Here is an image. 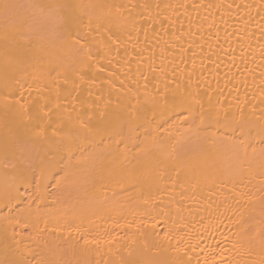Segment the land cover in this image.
Returning <instances> with one entry per match:
<instances>
[{"label":"bare ground","instance_id":"6f19581e","mask_svg":"<svg viewBox=\"0 0 264 264\" xmlns=\"http://www.w3.org/2000/svg\"><path fill=\"white\" fill-rule=\"evenodd\" d=\"M14 2L27 3L28 0ZM83 2L135 5L140 0ZM167 2L175 5L181 0ZM184 2L191 5L193 0ZM196 2L232 4L233 7L219 10L189 7L187 13L183 8L163 10L161 21L167 34L161 32L160 23L155 25V30L149 28L148 21L141 17V10L138 8L131 13L125 11L123 15L108 17L102 21V26L110 28L121 41L126 42L125 46L133 57L136 52L142 51L146 58L151 57L157 65L163 63L166 83L170 89L177 85L180 92L186 88L192 91L198 89L201 96L208 90L213 104L218 100L225 106L231 104L233 107L229 111L236 114L237 100L243 101L246 90L254 91L252 81L244 69L255 67L250 62L252 55L256 56V64L260 63L257 42L261 37L256 23L259 16L255 9L251 10L253 19L246 23L249 11L246 6L258 5L260 0ZM163 15L168 16V20H163ZM95 22L94 19L93 23ZM11 24V19H6L0 9V36ZM189 28L191 35L188 34ZM176 36H179V40L174 38ZM164 41H168V44L165 45ZM132 45H136L134 50ZM2 49L3 45L0 44V61ZM161 49H164L162 61ZM242 52L248 53L245 57L247 63L241 61ZM233 56L235 60L232 59ZM71 60L72 53L55 37L51 42L45 41L42 50L35 56V62L45 65L57 61L70 63ZM31 63L32 61L22 70H18V75L31 73ZM123 63L124 60L120 58L119 65L113 70L118 68L128 71L122 69ZM129 69L128 76L139 79L135 59H131ZM258 73L257 68L255 74L258 76ZM189 74L192 81L190 84ZM26 82L33 86L40 83L33 81L30 75ZM125 84L134 91L133 84L128 79H125ZM157 86L163 87L162 84ZM235 88L240 89L239 93ZM9 91L0 78V149L7 140L15 145L14 150L19 151L22 148L24 154L37 164L42 159L57 154V171L68 167L72 172L71 178L60 192L54 184L50 185L48 195L40 205L44 215L37 227L44 229V224L47 223V230L21 231L18 226L5 224L0 220V234L5 228L8 229L7 243L12 247H15L14 237L20 242L22 251H44L53 259H59L67 255L70 246H76L77 242L82 243L76 232L68 236L67 224L82 222V231L86 230L88 238L92 239L97 232L110 227L114 220L124 223L125 220L120 219L123 215L128 222H132L135 217V224L132 228L118 229L117 233H113L118 241L117 247L109 252L104 245H100L98 249L89 245L86 253L76 256L80 264H118L120 260L138 261L139 264H174L177 254L163 241L170 226L190 232L194 238L193 243L197 242L195 237H199L200 246L214 252L223 248L231 249L232 245L226 243L225 236L239 232L237 239L241 244L235 251H225V257L230 258L233 264H260L264 260L258 241L247 244L244 229L235 223L238 220L243 222L253 214L252 208L256 209L255 223L259 221V205L264 191L260 190L257 182L253 181L249 185L246 181L241 183L240 179L249 164L259 170L261 162L258 158L247 161L236 159L230 146L220 139L226 133L223 129L218 130V125H200L201 131L194 134L189 130V125H177L175 118L165 122L157 116L161 126L157 131L149 129L151 135L147 149L141 151L145 147L143 128L137 129L135 141L128 143L126 147V127L122 135L121 129L112 128L111 124L114 120L123 123L127 119L126 96L132 94H121L119 97L113 94L105 110L106 116H93L92 119L93 125L109 128L103 137H90L75 123L77 114H72L74 121L70 126V134L74 146L69 153L64 147L66 137L63 133L54 136L52 129H49L42 138H33L30 135L32 124L16 111ZM149 91H152L151 85ZM138 99L143 109L151 108L143 92L139 93ZM132 102L135 103V100ZM6 104L9 106L6 107ZM247 115L246 111L245 116ZM80 118L83 119V113ZM176 170L180 171L179 178L175 175ZM6 171L9 175H6ZM11 171L0 166V195L3 194L6 183L11 182ZM157 192L159 199L156 198ZM240 193L250 194L252 201L247 203L246 199H241L238 195ZM29 194L24 193L25 203L28 202ZM145 199L149 201L147 204L144 203ZM20 207L23 208L24 205ZM120 208L124 210L122 213L117 211ZM160 213L164 214V218L154 220L153 217H158ZM176 221L179 223H174ZM54 226L61 230L53 232L51 229ZM13 227L18 235L14 236ZM2 250L3 242H0V251ZM215 258L219 261V256Z\"/></svg>","mask_w":264,"mask_h":264},{"label":"snow or ice","instance_id":"6c2138e0","mask_svg":"<svg viewBox=\"0 0 264 264\" xmlns=\"http://www.w3.org/2000/svg\"><path fill=\"white\" fill-rule=\"evenodd\" d=\"M189 7L219 10L230 9L233 5L197 3L196 0H193L191 5L184 0L175 5L168 3L167 0H140V3L135 5L85 3L83 0L80 2L77 0H28L27 3L0 0V9L3 10L5 18L12 21L11 27H7L0 36V44L3 45L0 78L3 80L4 87L10 90L9 96L12 97L11 103L16 106V111L31 122L30 135L33 138H42L46 136L49 129H52L54 136L63 133L66 137L65 150L71 153L74 146L70 134V126L74 121L72 114H77L75 123L90 137H103L108 133L109 128L93 125V116H106L105 110L113 94L119 97L121 94L131 93L132 95L126 96L127 119L123 123L120 120H114L111 124L112 128H120L122 135L126 127L127 135L124 138L126 147L128 143L135 141L137 129L143 128L145 147L141 151H145L151 135L149 129L157 131L161 126L157 116L165 122L175 118L177 125H189V130L194 134L201 131L200 125L214 123L219 126L218 130L223 129L226 133V136L220 139L230 146L236 159L247 161L250 158H258L260 160L259 170L249 164L240 182L246 181L250 185L255 181L259 184L260 190L264 191V0H260L258 5L246 6L249 10L246 23L253 19L252 9H255L259 16L256 23L261 37V40L257 42L260 63L256 64V56L252 55L250 62L255 67L244 69L252 81L254 91L246 90L243 101L237 100L236 114L230 113L229 110L233 107L231 104L225 106L219 100L213 104L208 90H205L201 96L198 89L192 91L186 88L185 91L180 92L178 85L170 89L166 83L163 63L157 65L151 57L146 58L142 51L136 52L133 57L125 46L126 42L121 41L110 28L102 26L104 19L113 15H123L125 11L131 13L138 8L141 10V17L148 21L149 28L155 30V25L160 23L161 32L167 34L161 21L163 10L183 8L187 13ZM94 19L95 23H93ZM163 20H168V16L163 15ZM188 34L191 35V28ZM53 37L62 41L72 53L70 63L57 61L45 65L35 62L36 53L42 50L45 41L51 42ZM174 38L179 40V36ZM164 43L167 45L168 41ZM217 44H219L218 40ZM135 47L136 45H132L133 50ZM163 52L164 49H161V61ZM247 55L246 52L241 53L242 62L247 63L245 61ZM120 58L124 60L122 69L128 71H130L131 59H135L139 79L128 76V71L118 68L113 70L119 65ZM232 59L235 60V57L233 56ZM30 61H32L31 73L18 75V70H22ZM257 68L258 76L255 74ZM237 71L240 70L237 69ZM29 75L33 81H40V83L35 86L28 84L26 81ZM125 79L133 84L134 91L133 88L126 86ZM188 82L189 84L192 82L191 74H189ZM158 84H162L163 87H158ZM150 85L152 91H149ZM244 86L247 89L246 82ZM234 90L237 93L240 91L239 88ZM140 92L144 93L147 103L151 105L150 109H143L140 106L138 99ZM133 100L135 103L132 102ZM246 111L247 116H245ZM81 113H83V119L80 118ZM14 148L15 145L6 140L3 148L0 149V166L5 170H12L11 182L6 183L3 194L0 195V220L5 224L18 226L21 231H45L48 229L47 223L44 224V229L37 227L44 215L40 205L46 199L50 185L54 184L60 192L71 178L72 172L68 167L57 171L59 165L57 154H52L37 164L31 157L24 154L22 148L19 151ZM6 175H9L7 171ZM175 175L179 178L180 171L176 170ZM24 193H30L27 196V203H25ZM238 195L241 199H246L247 203L253 199L248 193ZM156 198L159 199L158 192ZM148 202L147 199L144 200L145 204ZM22 204L23 208L20 207ZM117 211L122 213L124 210L120 208ZM255 211L256 209L252 208L253 214H250L243 222L238 220L235 223L239 228L244 229L247 244L251 245L258 241L261 253L264 254V197L260 199L258 223H255L257 219L254 215ZM163 218V213L153 217L156 221ZM120 219H124L125 222L120 223L119 220H114L110 227L103 228V231L97 232L92 239L88 238L86 230L82 231L84 228L82 222L67 224L68 236L76 232L82 243L77 242L76 246H70L67 255L59 259H53L44 251L31 249L22 251L20 242L14 237L15 247H12L7 243L8 229L5 228L0 234V242H3L0 264H80L76 256L86 253L89 245H94L97 249L100 245H104L109 252L117 247L118 241L113 233H117L118 229L132 228L135 224V217L132 222H128L123 215ZM136 226L139 227V225ZM184 227L186 228L187 225ZM51 230L57 232L61 228L54 226ZM12 232L14 236L19 234L15 227ZM238 235L239 232L225 236L226 243L231 244L232 247L220 249L218 252L201 247L199 237H195L197 242L193 243L192 234L181 228L170 226L163 236V241L177 254L174 264H233V261L226 258L224 253L235 251L241 244V241L237 239ZM216 256H219V261L216 260ZM118 264H139V262L120 260ZM260 264H264V260H261Z\"/></svg>","mask_w":264,"mask_h":264}]
</instances>
